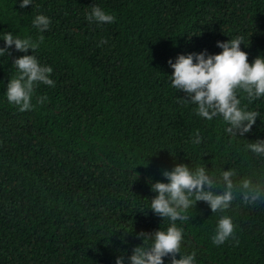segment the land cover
<instances>
[{"label": "trees", "instance_id": "obj_1", "mask_svg": "<svg viewBox=\"0 0 264 264\" xmlns=\"http://www.w3.org/2000/svg\"><path fill=\"white\" fill-rule=\"evenodd\" d=\"M20 3L0 0V48L8 32L44 41L33 53L12 47L0 57V264H115L119 256L128 264L143 242L138 233L172 223L150 209L151 188L177 164L204 165L216 180L231 168L236 180L264 183V155L248 148L264 140V96L249 102L238 92L240 106L260 116L250 132L232 136L222 116L196 114L197 105L171 85L168 63L218 54V41L237 36L250 64L264 58V0ZM93 6L115 21L89 22ZM41 14L51 21L43 33L33 26ZM26 54L52 67L55 86L37 83L33 109L21 112L6 91L14 59ZM38 97L47 99L38 104ZM187 215L175 222L183 229L180 255L195 252V264H264V201L237 196L215 213L198 201ZM223 215L234 235L215 245Z\"/></svg>", "mask_w": 264, "mask_h": 264}, {"label": "clouds", "instance_id": "obj_2", "mask_svg": "<svg viewBox=\"0 0 264 264\" xmlns=\"http://www.w3.org/2000/svg\"><path fill=\"white\" fill-rule=\"evenodd\" d=\"M32 0H21L20 7H27ZM89 22L112 23L115 17L107 14L101 7L93 6L86 17ZM51 21L45 15H37L33 26L43 33L48 30ZM244 38L237 36L226 42H217L222 49L218 54L178 55L173 63L171 85L185 93L187 100L197 105L195 112L207 120L222 116L229 127L226 131L232 136H243L250 132L260 116L258 111L246 110L241 107L238 92L246 94L251 102L264 96V58L256 57L250 64L248 53L240 48ZM4 47L0 48V57L11 55L9 49L14 47L18 52H35L43 43L44 37L38 41L31 37H15L12 32L3 35ZM106 41H101V44ZM13 65L16 73L7 83L6 96L9 103L18 106L24 112L33 109L32 104L35 86L42 83L50 87L55 81L50 79L52 67L41 65L34 55H23L15 58ZM47 97H38L37 103L42 104ZM199 132L196 133L194 143H200ZM248 148L258 155H264V140L251 142ZM162 175L167 180L156 182L151 190L156 193L150 201V209L162 219L168 218L172 223L166 230L158 229L154 233H138L137 238L143 237L140 246L133 248L127 258L128 264H164V258L170 257V264H195V252L180 255L183 229L176 225V221H187V212L195 207L196 202H206L212 213L225 212L231 203L239 196L245 204H255L264 201V183L253 182L251 177L236 180L237 172L229 168L222 171L219 180L209 175L204 165L195 170L188 165L177 164L171 171H164ZM222 184L219 193L214 188ZM236 225L228 215L218 220L212 243L221 245L233 237ZM150 242V243H149ZM238 242V241H237ZM179 256V258H177ZM115 264H125V258L119 256Z\"/></svg>", "mask_w": 264, "mask_h": 264}]
</instances>
